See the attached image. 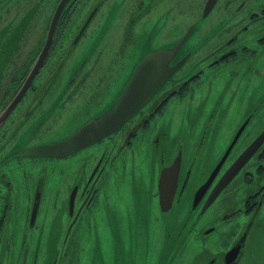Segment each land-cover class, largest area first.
Listing matches in <instances>:
<instances>
[{
	"label": "flooded vegetation",
	"instance_id": "1",
	"mask_svg": "<svg viewBox=\"0 0 264 264\" xmlns=\"http://www.w3.org/2000/svg\"><path fill=\"white\" fill-rule=\"evenodd\" d=\"M61 1L0 0V113L26 86L0 120L2 264L32 231L51 248L34 253L31 264H80L79 254L94 264L93 241L114 234L117 249L129 245L115 264H264V93L255 92L256 80H224L218 92L203 97H214L209 111L193 109L197 90L213 84L202 80L207 68L227 67L232 76L264 66V0H68L51 33ZM169 24L182 29L169 48L193 30L175 58L184 60L182 80L177 72L120 129L65 158L24 154L68 138L106 112L147 55L137 59L138 51ZM204 39L197 52L187 49ZM102 64L110 68L106 74L99 73ZM85 107L96 113L76 115ZM61 113L73 123L70 130L58 139L44 138L53 134ZM233 113V132L224 142L219 123ZM252 146L240 170L224 178ZM201 149L205 162L198 165ZM66 160L75 163L59 181L66 188L47 190L49 179L36 170L52 172L56 168L50 166ZM44 197L46 203L62 199L48 227L44 212L37 226ZM102 204L111 212L102 221L107 237L95 230L85 237ZM24 207L25 230L19 235L15 213ZM189 235L195 250L182 257ZM123 254L130 258L124 261ZM28 257L27 252L12 264H27Z\"/></svg>",
	"mask_w": 264,
	"mask_h": 264
},
{
	"label": "rangeland",
	"instance_id": "2",
	"mask_svg": "<svg viewBox=\"0 0 264 264\" xmlns=\"http://www.w3.org/2000/svg\"><path fill=\"white\" fill-rule=\"evenodd\" d=\"M150 28H152V27H150ZM181 31H182V29L180 27H178L177 25H174V24H169V28H167L166 25L162 26V32L160 31L156 35L154 34V38L151 40L150 44L138 51L137 59H139L143 54H148L149 52H152L155 50L168 49L170 47V45L176 41L175 40L176 38L174 36H176V35L178 36L181 33ZM117 36H118V38L122 37L120 29L117 32ZM137 38H138V36L136 35L135 39H137ZM206 41L207 40L204 39V41L202 43L197 42L194 45V47H190V48L187 47V49L191 50L193 52H197L198 49L201 48V46ZM105 42L106 43L111 42L109 36ZM111 49H113L112 43L110 45V50ZM209 50L207 49V50L201 52L200 55L206 54L207 53L206 51L209 52ZM185 51H186V48H185ZM113 55L114 54L111 53V55L107 58L111 59ZM109 70H110V68H107L106 66H104V64H102L99 73L100 74H106L107 72H109ZM204 73H205V75L203 76L202 80H212L213 84L209 85V87H211V88L208 87L205 89V87H203V85H202L201 88L197 90V94L194 98L195 99L194 103H196V104L193 105V109L197 114H202L204 112L209 111V108L211 107L212 103L214 102V97L211 96V98L207 99V100H204L203 97L205 95L209 94L211 91H212V94H215L216 92H218L220 85L223 83L224 80H256V81H254V84H253V86L255 88V92L264 93V84H262L258 80V78L259 79L261 78L262 80H264V66H262V65L254 68V69H251L249 72H241L239 75H232V76H230L229 71L227 70V67H223V66H219L218 68L211 69V70H209L207 68ZM176 75H178V80H182V78H180L182 75V71L178 72V74H176ZM123 80H125V79H123ZM77 104L79 105V103H77ZM79 107H81V106L79 105V106L75 107V109L78 110ZM70 109L72 110V108H70ZM181 109L182 108H178L179 112ZM93 113H96V111L94 109L92 111L90 109V107H85V109H83L82 113H77L76 115H80V117H84L86 115L93 114ZM60 118L61 119L59 121H57L55 124V129H54L53 134L48 135L46 133L44 138L48 137L51 139H58L60 137H63V135L66 131L70 130L68 128L71 127V125L73 124L70 122L71 120L66 119L62 113L60 114ZM222 118H223V121H221L219 123L222 126V127L220 126L221 127V139H222V141L227 142L229 140V138L231 137V134L233 132L228 128V125L235 123V120L237 118V114L233 113V114H230L229 116H227L226 122L224 121V116ZM263 118H264V114H263ZM82 121L84 122L85 120H82ZM212 123L214 124L216 122L212 121ZM41 132H43V130ZM218 149H221V147H218ZM197 158H198V165L205 162V151L203 149L198 151ZM74 164L75 163L73 161L68 162V160H66V161H62L58 165L50 166V167H55L56 168L55 171L48 172L47 169H45V167L43 170H36V171H37V174H40L41 176H43L45 174L46 177L49 179V182L46 186L47 190L52 191L55 189H62V188L65 189L66 187H64V182L59 183V181L60 180L65 181L64 177H65V174L68 173V168L73 169ZM54 180L57 181V184L55 187H52V182ZM108 190L110 191V189H108ZM48 194H51V192H48ZM61 204H62V199H60V198L56 199L55 201H53L51 203H46V197H44V202H43V206L41 209V215L38 219L37 226L41 225V221H42L41 217L44 215L42 212H44L46 214L44 216L48 218L46 221L47 227H48L49 222L52 221L53 213L58 212V210L61 208ZM219 208H220V206H217L216 209H214V210H217ZM27 210H28V208L24 207L15 213V229H17L19 235L23 234V228L25 230V216H26V213H28ZM65 212H66V210L64 211V213ZM95 215H96V217L95 218L93 217V220L91 221V227L89 229H86L87 236H85V237H88L93 230L97 231L98 235L101 238L107 237L106 236L107 235V233H106L107 229L102 224L103 218L107 219L111 215V212L107 211V205L102 204L100 206L99 210H97ZM61 220L65 224L67 221L66 215L62 216ZM34 233H35V231L28 232L27 240L24 241V239H23V242L18 243V246H20V248H22V249H16L15 250L16 253H14V251H12V252H8L6 254V256L4 258V264H12V260L16 257L21 258L23 256V258H24V255L27 252L29 254L27 264H31L32 255L34 253L36 254V252H38V254H41L43 252V255H44L45 253L48 252V250L51 248L49 241L44 240L42 242V244H40L37 240H35L33 238ZM110 234L113 235V232L111 231ZM114 239H115V234L113 236L109 237L108 239L104 238L101 241H93V244L91 245L90 248L92 249L93 254H94V264H115V263H121L122 262V258L120 257V254H122L124 251L127 250L128 246H129L127 244L128 242H125L123 244L124 246L121 245L117 249L114 245ZM11 246H13V245H11ZM159 246H160V243H158L157 245L153 244L154 254H156L157 251H159ZM6 247H8V246H6ZM83 247H84L83 241L81 240L79 243V248L83 249ZM140 247H142V246H140ZM143 247H144V256H146L147 253H149V252H148L145 245ZM88 249L89 248H85V252H88ZM194 250H195V247L192 244V236L189 235L188 239L184 242V244H182V249L180 252H181V254H183L182 257H188L193 253ZM6 251H7V249H6ZM139 251H140V249H139ZM115 253L118 255L117 259L114 258ZM123 257H124V261H125V260H128L130 258V255L123 254ZM150 258H151V255H150ZM78 260H80V264H91L90 258L88 259V256L84 259L83 255L81 257V254H79Z\"/></svg>",
	"mask_w": 264,
	"mask_h": 264
},
{
	"label": "water",
	"instance_id": "3",
	"mask_svg": "<svg viewBox=\"0 0 264 264\" xmlns=\"http://www.w3.org/2000/svg\"><path fill=\"white\" fill-rule=\"evenodd\" d=\"M67 1L68 0L61 1L54 17L52 28L50 30L51 33L54 30L57 18ZM210 9L211 5H208L206 12H209ZM192 32L193 30L191 29L174 47L147 54L136 65V68L126 86L122 89L120 95L106 112L104 111L99 117L89 121L68 138L53 144H44L27 149L24 154L31 157L65 158L72 153L106 138L120 129L134 115H136L168 81L172 80L174 75L183 66L184 60L181 59L180 61L175 62V58L183 45L190 39ZM38 68L39 63L30 75H35ZM30 81L32 80H28L27 84ZM25 89L26 86L21 90L18 97L15 98L11 108L0 113V120L2 115L5 117L9 114L11 109L14 108L25 92ZM237 139L238 138H236V140ZM253 150V146L249 147L232 165L229 171L226 172L224 178L229 173L233 176V174L240 170V168L246 163L247 159H244L243 156L248 153L250 154ZM231 175L229 177H232ZM33 214V217H35L36 211H34ZM0 264H2V260H0Z\"/></svg>",
	"mask_w": 264,
	"mask_h": 264
},
{
	"label": "snow or ice",
	"instance_id": "4",
	"mask_svg": "<svg viewBox=\"0 0 264 264\" xmlns=\"http://www.w3.org/2000/svg\"><path fill=\"white\" fill-rule=\"evenodd\" d=\"M166 181H167V177H163L162 178V183H166Z\"/></svg>",
	"mask_w": 264,
	"mask_h": 264
}]
</instances>
